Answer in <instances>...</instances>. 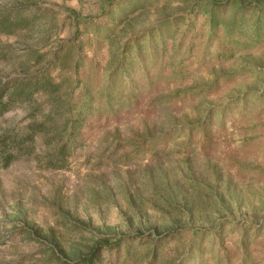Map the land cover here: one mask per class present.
<instances>
[{
	"label": "rangeland",
	"instance_id": "obj_1",
	"mask_svg": "<svg viewBox=\"0 0 264 264\" xmlns=\"http://www.w3.org/2000/svg\"><path fill=\"white\" fill-rule=\"evenodd\" d=\"M203 3L0 0V90L60 82L9 105L0 133L49 95L82 109L70 136L0 157V264H80L101 236L119 243L95 264H264V28L231 10L213 25Z\"/></svg>",
	"mask_w": 264,
	"mask_h": 264
},
{
	"label": "trees",
	"instance_id": "obj_2",
	"mask_svg": "<svg viewBox=\"0 0 264 264\" xmlns=\"http://www.w3.org/2000/svg\"><path fill=\"white\" fill-rule=\"evenodd\" d=\"M202 8L204 12H206L210 23L213 25L218 23L217 21L220 17L226 14L228 10H231L228 24L232 25V23H234L237 19L242 21L245 16H249L252 19V25L257 31L260 30V28H264V0H204ZM69 10L76 12V9L73 7L69 8ZM105 13L104 8L102 7L101 12L95 16H103ZM71 17H73L71 25L73 28V26L75 27L77 24L78 18L73 15H71ZM5 21H7L6 17L0 16V23L4 24ZM73 29L75 31L76 27ZM51 76L50 70H48V73H46L43 78L36 76L32 77L31 75L19 81L13 82L12 85L6 89L0 90V116L9 108V105L15 101L29 98L39 93L44 94L46 89H50L48 93L52 94L56 88L60 86V82L55 81V79ZM73 76L75 78V85L70 89V91H73L74 93V90L77 88L84 91V85L81 84L82 80L81 76L78 75L77 68L73 72ZM49 97L50 103L48 105V111L40 115L38 118L36 117L30 121L21 132L18 131V134L13 133L14 135L0 133V157L4 158L6 162H8L14 154L12 149L19 151L20 149L22 150L28 148V151L32 150L37 140H44L45 134L51 129H53L51 131L54 132L53 136L62 135L65 131H68L70 136V134H73L76 130L78 122L81 119L80 114L82 111L80 107H76L77 102H71L70 99V101L68 100V103L63 105L59 102L60 95H49ZM59 113L60 118H58ZM55 115L58 118L55 120L57 124L54 122L57 127H53V125L48 124V122L54 120ZM58 124H60L59 127ZM10 146L12 147L11 150ZM63 150L64 145H59V147L54 151V158L56 161H63ZM55 164H57L58 167L62 166L57 162ZM184 206L185 204L182 203L181 207ZM182 227V224L172 221L169 225L164 226L163 230L153 229V234H170L175 231H180ZM118 243L119 241L111 243L107 237L101 236L97 238L89 247H86L87 249L85 252L79 254L77 261L80 264H95L104 249H111L112 246H116Z\"/></svg>",
	"mask_w": 264,
	"mask_h": 264
}]
</instances>
